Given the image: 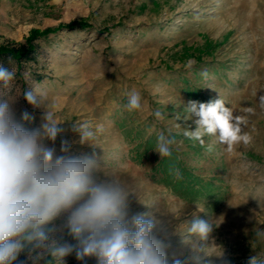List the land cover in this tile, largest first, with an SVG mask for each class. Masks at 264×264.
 Here are the masks:
<instances>
[{
    "label": "rangeland",
    "instance_id": "obj_1",
    "mask_svg": "<svg viewBox=\"0 0 264 264\" xmlns=\"http://www.w3.org/2000/svg\"><path fill=\"white\" fill-rule=\"evenodd\" d=\"M47 30L50 35L32 42L37 53L29 62L0 60L16 73L2 90L16 119L29 128L40 125L47 101L33 108L22 92L41 90L63 122L64 131L49 146L59 154L61 140H68L69 154L94 156L98 180L112 176L133 191L131 211H151L162 221L164 231L157 235L170 256L191 264L192 243L185 235L200 218L217 225L209 246L222 248L231 264L264 258V235H258L264 233V0H0V49L25 48L31 32ZM186 88L198 99L187 96ZM132 93L139 94L141 108L129 111ZM219 96L242 118L251 142L229 151L205 136L203 145L192 142L195 152L184 142V131L195 128L186 105ZM25 110L34 119L23 121ZM74 122L102 129L94 145L80 143ZM137 131L144 138L175 137L172 151L182 166L218 185L217 197L187 202L157 184L154 168L162 158L153 149L139 163L134 160ZM56 239L74 243L66 233ZM206 259L222 264L214 256ZM26 261L24 250L16 263ZM64 261L83 264L74 254Z\"/></svg>",
    "mask_w": 264,
    "mask_h": 264
},
{
    "label": "clouds",
    "instance_id": "obj_2",
    "mask_svg": "<svg viewBox=\"0 0 264 264\" xmlns=\"http://www.w3.org/2000/svg\"><path fill=\"white\" fill-rule=\"evenodd\" d=\"M15 77L13 70L0 66V264H13L25 249L30 264H51L49 258L65 264L64 258L73 254L83 264L89 258H94L96 264H189L165 251L157 235L164 226L153 212L131 211L133 191L115 177L97 179L94 156L69 154L66 139L61 140L59 154L49 146L64 129L41 90L29 88L22 92L33 108L47 101L40 125L29 128L16 119L2 91ZM260 103L264 106V96ZM126 107L129 111L141 108L138 93L129 96ZM186 112L195 125L194 130L188 128L183 133L190 140L203 145L205 136L216 137L229 151L237 144L251 142V136L242 131V118L234 115L220 96L207 102L190 100ZM160 115L159 111L155 113L156 117ZM21 119L31 121L34 117L25 110ZM72 130L81 144H93L102 131L100 127L93 130L88 122H74ZM175 143L171 134L160 133L154 150L161 158H170ZM169 174L183 178L175 166ZM58 220L60 223H55ZM216 227L212 219L196 218L191 222L185 235V240L192 243L191 264H210L206 258L213 256L222 264H231L222 248L209 246ZM57 233H66L74 243H59ZM210 248L216 251L210 254ZM248 264H264V258L252 256Z\"/></svg>",
    "mask_w": 264,
    "mask_h": 264
},
{
    "label": "trees",
    "instance_id": "obj_3",
    "mask_svg": "<svg viewBox=\"0 0 264 264\" xmlns=\"http://www.w3.org/2000/svg\"><path fill=\"white\" fill-rule=\"evenodd\" d=\"M52 30H47L45 32H31V36L28 38V46L22 47L17 50L13 49H0V60H11L17 64H22L23 62H29L34 58L37 53V48L32 44L33 41L47 37L50 35ZM187 96L191 98L198 99V93L196 91L186 88ZM131 131L125 132L126 136L131 135ZM134 138L139 141V144L135 148V158L134 160L139 163L143 157H145L151 150L156 146L157 136L150 135L145 137L140 133V131L135 132ZM184 142L188 147H191L195 152L199 149L193 146V140L184 138ZM177 167L180 169L183 178L176 179L173 175L169 174V169L171 167ZM154 179L157 184L164 186L167 190H170L175 196L187 202H199L208 199H214L217 197V192L220 187L212 181H204L202 178L197 177L192 174L191 171L185 169L177 155L172 151V156L163 157L160 162L157 163L154 168ZM217 200H214V203ZM27 251V249H25ZM13 264H17L16 261Z\"/></svg>",
    "mask_w": 264,
    "mask_h": 264
}]
</instances>
